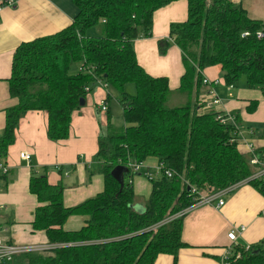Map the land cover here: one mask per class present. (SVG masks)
Here are the masks:
<instances>
[{
    "label": "trees",
    "instance_id": "1",
    "mask_svg": "<svg viewBox=\"0 0 264 264\" xmlns=\"http://www.w3.org/2000/svg\"><path fill=\"white\" fill-rule=\"evenodd\" d=\"M179 1L72 0L78 13L68 28L17 48L8 82L18 105L5 112L0 162L7 158L20 121L29 112L48 115L51 141L67 140L72 115L87 98L85 88L93 91L97 80L121 94L125 127L115 129L108 109L95 156L104 191L76 207L66 208L64 187L50 185L46 175L38 176L33 169L29 190L39 203L33 229L45 232L54 248L16 255L2 264H154L160 255L173 256L177 264L179 252L187 247L182 241L186 213H181L196 197L189 188L220 192L247 181L264 195V181L251 180L255 169L250 164L253 157L262 158L264 149L242 155L237 117L235 125H223L216 120L218 112L202 111L199 101L202 72L216 66L226 86L244 80L249 89L264 95V19L251 18L230 0H185L187 21L172 24L169 39L158 46L162 56L172 44L181 50L185 73L178 91L187 93L193 103L168 108L169 80L153 77L140 66L135 42L152 38L154 14ZM91 28H99L102 35L88 36ZM81 66L93 72H79ZM130 84L135 95L126 92ZM110 98L108 94L107 103ZM257 108L254 101L248 110L253 113ZM260 136L264 139V124ZM149 160L164 165L174 177L162 174L151 180L150 197L139 212L129 182L133 172L124 173L122 182L112 173L129 161ZM9 173L0 175L1 185L9 183ZM73 216L85 218V225L66 231ZM239 252L241 258L233 257L231 264H264V241L248 250L236 247L234 255Z\"/></svg>",
    "mask_w": 264,
    "mask_h": 264
},
{
    "label": "crops",
    "instance_id": "2",
    "mask_svg": "<svg viewBox=\"0 0 264 264\" xmlns=\"http://www.w3.org/2000/svg\"><path fill=\"white\" fill-rule=\"evenodd\" d=\"M241 3L253 19H264V0H234ZM78 13L72 0H16V6L4 7L0 17V137L6 124V110L18 105L9 92L8 80L12 74L14 53L23 44L39 38L55 35L68 28ZM188 3L174 2L154 14L153 37L137 40L135 51L138 63L153 77L168 78L177 90L185 73L181 50L172 44L165 56L160 55L158 43L168 40L170 26L187 21ZM219 66L210 67L202 76L210 81H219L214 88L221 100L215 111L231 113L239 120L237 137L239 152L248 157L264 149L260 130L264 124V95L259 90L249 89L245 82L228 87L222 78ZM221 80V81H220ZM105 88V87H104ZM92 90V89H91ZM209 88L202 86L199 101L208 98ZM106 92L101 87L86 98V105L72 115L70 136L65 141L48 138V115L44 112H29L20 121L15 143L3 160L8 168V184H0V238L10 245L21 247L49 246L45 232L34 231L35 211L39 205L36 196L29 190L33 169L38 176L46 175L50 185L64 187L63 201L66 208L76 207L104 191V178L96 172L95 156L98 139L107 126ZM254 101L258 108L253 113L248 108ZM103 125V126H102ZM21 153L31 155V167L20 158ZM147 166H157L149 160ZM256 170V169H255ZM136 180V179H135ZM146 181V180H145ZM137 178L133 181L137 197L136 209H145L151 186ZM151 185V184H150ZM225 206L206 205L190 210L184 218L182 241L187 245L178 255L177 264H221L222 259L234 249L228 233L239 231L236 247L248 249L264 241V195L249 183L233 187L225 196ZM85 218L73 216L64 229L79 231ZM241 228H245L243 232ZM235 247V246H234ZM235 247V248H236ZM234 251V250H233ZM154 264H174L171 255H160Z\"/></svg>",
    "mask_w": 264,
    "mask_h": 264
},
{
    "label": "built area",
    "instance_id": "3",
    "mask_svg": "<svg viewBox=\"0 0 264 264\" xmlns=\"http://www.w3.org/2000/svg\"><path fill=\"white\" fill-rule=\"evenodd\" d=\"M15 6H16V0H0V17H1V11L4 7L13 8ZM245 35H248V34H245ZM258 36L262 37V34H259ZM87 71L93 72V70H90L89 67L87 66H81L79 68V72L85 73ZM97 84H101L105 88L108 89V86L103 84V82H101L100 80H97ZM203 85L209 88V92H208L209 99L202 100L201 110L204 112L215 111V108L221 105V100L218 97L216 91L214 90V88L219 85V81H210L206 78H203ZM85 91L87 95L91 94L92 92L90 87L85 88ZM101 106L103 108H106L107 110V102L105 101L102 102ZM216 120L219 121L223 125H226L228 123H232L233 125L236 124V118L231 113H219L218 112ZM20 158L22 161L26 162L28 167L29 166L31 167L32 158L30 154L21 153ZM250 164L254 169H256L254 175L251 177V180L261 179L264 181V154L262 155V158L260 159L258 157H253L250 160ZM125 168L128 169V171H132L134 175H138L142 173L146 178L149 179V181L159 178L162 174H164L168 178L174 177V172H172L171 170L165 169V166L162 164L157 165L156 167L151 169V167L147 166L144 163H136V162L129 161V163L125 166ZM8 172H9V168L7 164L4 161H1L0 162V175L2 176L7 175ZM130 183H133V180H130ZM242 183H247V181L242 182ZM231 189H227V190L220 191V192H214V190L206 189L205 191L201 192V191H197L196 189L190 188V191L192 192V194L196 195L194 204L192 205L191 208L181 213V216H183L185 213L187 214L190 210L197 208V207H201V206L215 204L217 208L224 207L226 204L225 196ZM244 230L245 228L240 229L241 232H243ZM238 233L239 231L234 229L230 231L227 236L234 249L237 245ZM53 248H54L53 246L52 247H49V246L21 247L18 245H10L7 242H4L0 238V264L6 261H11L13 257L16 255L30 253V252L41 253V252L49 251ZM233 250L230 249V251H228V255L224 259H222L221 264H231L230 260L233 257L235 260L241 258L242 256L241 253L239 252L234 255Z\"/></svg>",
    "mask_w": 264,
    "mask_h": 264
},
{
    "label": "rangeland",
    "instance_id": "4",
    "mask_svg": "<svg viewBox=\"0 0 264 264\" xmlns=\"http://www.w3.org/2000/svg\"><path fill=\"white\" fill-rule=\"evenodd\" d=\"M230 1H234V0H230ZM237 5H241V3H238ZM101 35H102V33H101V31H100L99 28H91L88 31V36H90V37L101 36ZM75 72H76V70H73V73H75ZM222 78H223V76H222ZM240 82H245V81L244 80H241ZM94 87L95 88L96 87H101L106 92V94L111 95V98H110V104L111 105H110V110H109L110 111V115H111V119H112L111 123L115 127L116 130H122V129H124L125 122H124V118H123V108L121 106V103L119 102V100H121L122 96L119 93V91H117L116 89H114L112 87H108V89L107 88H104V86L101 85V84H96ZM126 92L129 95H135L136 94V88H135V86L134 85H131V84L130 85H127L126 86ZM88 96L89 95H87V97ZM190 100H191V103H193V98L190 99L189 98V95L187 93H180L178 91V89L175 90L171 86L170 94H169L168 100H167V107L168 108L183 107V106H186L189 103ZM105 130H106V128L103 129V132H105ZM95 168H96V166H95ZM137 178H140L141 180H144V181L146 180L145 182H147V184L149 186H151L149 179L146 178L142 173L141 174H138V175H135L133 178H129V182H130V180L136 181ZM138 200L141 201V202H146L147 203V199H144L142 195H140L138 197Z\"/></svg>",
    "mask_w": 264,
    "mask_h": 264
},
{
    "label": "water",
    "instance_id": "5",
    "mask_svg": "<svg viewBox=\"0 0 264 264\" xmlns=\"http://www.w3.org/2000/svg\"><path fill=\"white\" fill-rule=\"evenodd\" d=\"M86 105V100L85 99H81L80 100V107H84ZM128 172V170L125 167L119 166L117 167L114 171H113V176L115 177V179H117L118 181L122 182L123 179V174ZM188 191H190V188L188 189ZM139 212H143V210H138Z\"/></svg>",
    "mask_w": 264,
    "mask_h": 264
}]
</instances>
